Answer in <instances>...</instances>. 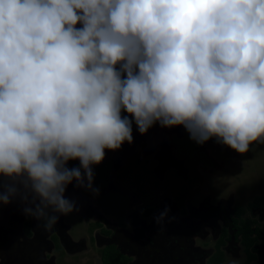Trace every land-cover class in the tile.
Instances as JSON below:
<instances>
[{
  "label": "clouds",
  "instance_id": "clouds-1",
  "mask_svg": "<svg viewBox=\"0 0 264 264\" xmlns=\"http://www.w3.org/2000/svg\"><path fill=\"white\" fill-rule=\"evenodd\" d=\"M157 124L264 144V0H0V203L51 231L67 187L98 193L105 149Z\"/></svg>",
  "mask_w": 264,
  "mask_h": 264
},
{
  "label": "rangeland",
  "instance_id": "rangeland-1",
  "mask_svg": "<svg viewBox=\"0 0 264 264\" xmlns=\"http://www.w3.org/2000/svg\"><path fill=\"white\" fill-rule=\"evenodd\" d=\"M81 26L79 23L76 25L77 28ZM184 137V139L177 138L173 142L174 150L170 153L173 159L172 156L171 158L166 157L169 162L173 163V167L171 172L163 171V177L158 175L156 168L149 166V163L146 164L147 160H144V155L138 154L117 178L116 184L124 189V192H114L112 191L111 167H108L107 162L103 159L101 163L94 165L93 188L98 189V193L87 189L84 192L86 197L95 201V207L99 208L100 212L106 216H114V220L111 219L113 225L109 227L111 231L108 232L113 236L117 235L116 240L112 239L113 242L117 241L116 243L121 242L124 232L119 223H124L126 227L130 228L132 231H129L132 234L137 229L134 224L135 211L131 210L133 203L144 201L146 207L159 210L165 206L167 199L175 197L176 200L172 201L176 207V209L173 208L176 219L179 220L178 223L183 221L181 219L185 216L190 215V208H194L199 214L191 217L194 218V221L191 224L192 232L188 233L189 236L181 235L183 241L174 240L169 244V247H172L180 255L175 264H209L210 255L216 253V243L223 228L232 229L229 215L236 208L244 210L242 219L251 220L253 229L264 233V214H252L249 208L255 198L264 196V144L256 145L253 142L249 146V151L238 153L227 145L217 143L215 138L209 139L203 144H197L189 138L188 133ZM78 164L79 161L72 160L68 166L74 167ZM156 164L158 165V163ZM157 210L154 212L157 213ZM219 216L223 220L216 221ZM60 219L61 222L64 219V224L70 230L69 235L79 244L78 246L82 248L85 243L86 248L79 256L76 255L77 257L72 263L67 261L66 256H62L59 264H80L82 262L101 264L99 257L95 254L101 245L97 244L92 237L99 227V223H97L99 220L87 224L83 220L84 218L76 215L74 211L67 216H61ZM14 222L16 223L15 219L3 222L5 226L0 228V249L3 247L4 251L8 249L11 256L17 250L22 255V249L27 246V243H23L22 232H16L19 227L13 229ZM100 227H103L101 223ZM5 232L11 236V242L3 237ZM103 232L101 233L106 236ZM229 235L232 236L231 231ZM89 236L92 240L89 239ZM101 237L100 239L103 240ZM111 238L113 237H110L107 242H110ZM257 244L259 247V251L256 253L258 260L249 262L245 247L239 241L233 240L232 237L230 241L227 239L223 247V264H264V235ZM18 245L22 247L18 248ZM251 251L253 252V250ZM53 254L57 257L61 256L56 252ZM182 257L188 258L187 261L182 260ZM202 260L204 261L202 262ZM162 261L161 264L167 262L165 259Z\"/></svg>",
  "mask_w": 264,
  "mask_h": 264
},
{
  "label": "flooded vegetation",
  "instance_id": "flooded-vegetation-1",
  "mask_svg": "<svg viewBox=\"0 0 264 264\" xmlns=\"http://www.w3.org/2000/svg\"><path fill=\"white\" fill-rule=\"evenodd\" d=\"M186 133L183 125L171 128H163L157 125V127L153 126L145 134L141 135L136 130L135 125H133V143L129 144L125 142L118 150L105 149L106 155L104 160L107 162V166L111 167L110 171L112 172V191L119 193L124 192V189L117 186V178L120 176L119 174L121 172L127 169L129 163L131 164V160L138 154L144 155V160H147L146 164L149 163V166L156 168V172L160 177L165 170V173L171 172L170 170L173 167V163L169 162L166 157L169 156L171 158L172 154L170 153L174 150L173 142L175 139H184ZM156 163H158V165ZM2 182V177H0V183ZM85 189L86 188L75 186V182H73V184H70L67 187L65 195L75 201V214L83 217V220L87 224L92 223L94 220H99L97 222L99 223V227L95 230V234H93L92 237H94L93 239L96 240L97 244L101 245L95 253L96 256L99 257V262H101V264H105L104 254L109 249L114 250V252L117 253L116 255L119 256L125 264H161L163 262L162 259L167 260L164 264L170 262V264L176 263L178 260L177 257L180 255L172 247H169V244L174 240L180 242L182 236H186L188 233L192 232L191 224L194 221V218L191 217L193 215H199L194 208H190V215L188 217L185 216V218L181 219L183 221L178 223L179 220L176 219L175 213L176 207L172 201L176 200L175 197L167 199L164 207L162 206L159 210L156 209L157 213L154 212L156 210L153 207H146L144 201L133 203L131 205V210L135 211L134 224L137 229H134L135 232L132 234L129 231L131 230L130 228L126 227L124 223H119L123 227L124 232L121 242L116 243L117 241H115V238L117 235L113 236V234L108 232L111 231V229L109 230V227L113 225L111 219L114 220V216H106L100 212L101 210L95 207V201L86 197V193L84 192ZM173 207H175V209ZM23 208L24 204L18 197L12 199V201L6 205L0 203V228L5 226V223L3 222L15 219L17 224L15 222L13 223V229L15 230L19 227L21 230H18V228L16 232H22L24 238L23 243H27V246L22 249V255L17 249V251H14L13 256L9 254L8 249L5 251L4 247L0 249V264H4L3 262L6 264H59L62 256H66L67 261L72 263L77 257L76 255L79 256V254L85 250V243L84 247L80 248L78 246L79 244L69 235L70 230L69 227L67 228L64 224V219H62V222L60 219L51 231H45L39 226V223L36 220L24 214ZM166 209L168 211L162 221V225L158 224L156 218L159 217L161 213L165 212ZM250 211L252 214H264V211H255L252 209ZM232 215L234 217L233 212L229 216L231 217ZM219 219L223 220V218L219 216V218H216V221ZM100 223L103 227H100ZM161 227H163V229H161ZM3 230L5 231V227ZM98 231L100 232L98 233ZM224 231H228L230 234L232 229L227 230L226 228H223L220 237L223 235ZM101 232L106 234V236ZM262 235H264V233H262ZM3 237L11 242V236H9L7 232L3 233ZM55 237H57V240H55ZM100 237L103 238V240L100 239ZM110 237L113 238H111L110 242H107ZM228 237L225 239V244L227 239H229ZM89 239L92 240L90 236ZM112 239H115V243ZM232 239L234 240L233 237ZM230 240L231 239H229V241ZM177 242L176 245L178 244ZM225 244L222 246V251ZM17 247L19 248L22 246L18 245ZM258 251L259 247L257 244L255 252H253L254 255H256ZM54 252L61 254V256L58 255V257L60 256L58 258L53 254ZM151 257L153 258L150 259ZM256 258V260H258L257 255ZM187 259L188 258L182 257V260L187 261ZM203 261L204 260H202V262ZM80 264H85V262Z\"/></svg>",
  "mask_w": 264,
  "mask_h": 264
},
{
  "label": "trees",
  "instance_id": "trees-1",
  "mask_svg": "<svg viewBox=\"0 0 264 264\" xmlns=\"http://www.w3.org/2000/svg\"><path fill=\"white\" fill-rule=\"evenodd\" d=\"M254 143L263 145L258 141H255ZM249 208L250 210L264 211V196L255 198ZM244 213L245 212L242 208H236L233 212L234 217L233 215L229 217L232 222V236L228 235V231L223 232V235L216 244V253L209 258V264L224 263V252L222 251V246L225 244V239L228 236L229 239H231L230 237H233L234 240L241 242L248 254L249 262H253L257 259L253 252H255L259 239L263 237V232L258 229L253 230V222L249 219H242ZM251 250H253V252ZM116 254L117 253H115L112 249L106 251L104 254L105 264H125V262L122 261V259Z\"/></svg>",
  "mask_w": 264,
  "mask_h": 264
},
{
  "label": "crops",
  "instance_id": "crops-1",
  "mask_svg": "<svg viewBox=\"0 0 264 264\" xmlns=\"http://www.w3.org/2000/svg\"><path fill=\"white\" fill-rule=\"evenodd\" d=\"M116 188H118V187H116Z\"/></svg>",
  "mask_w": 264,
  "mask_h": 264
}]
</instances>
